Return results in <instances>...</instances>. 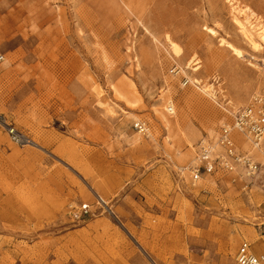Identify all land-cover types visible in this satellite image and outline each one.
<instances>
[{"label":"rangeland","instance_id":"374dc122","mask_svg":"<svg viewBox=\"0 0 264 264\" xmlns=\"http://www.w3.org/2000/svg\"><path fill=\"white\" fill-rule=\"evenodd\" d=\"M232 5L264 24V0H0V117L42 147L16 146L0 125V264H81L121 242L149 264H236L243 240L264 252V176L194 182L190 172L200 140L215 142L233 111L264 94V48L247 44ZM167 37L182 61L168 58ZM167 94L180 141L155 114ZM239 147L264 170L251 145ZM83 204L92 216L72 220Z\"/></svg>","mask_w":264,"mask_h":264},{"label":"built area","instance_id":"2783aa9c","mask_svg":"<svg viewBox=\"0 0 264 264\" xmlns=\"http://www.w3.org/2000/svg\"><path fill=\"white\" fill-rule=\"evenodd\" d=\"M5 61V55L0 52V64ZM171 74L182 75V70L177 66L171 69ZM183 85L190 81L182 76ZM173 108H168L172 114ZM232 121L221 126L217 142H211L203 138L198 144V152L195 163L190 172L194 182L205 176H216L217 174H237L250 180L264 176L263 165L256 161L253 155L243 152L238 144L236 135H240L254 149L262 148L264 144V94H254L247 104L231 113ZM0 125L4 128L10 141L19 147L32 145V140L21 132L5 118L0 117ZM138 134L149 137V127L144 122L134 124ZM264 188V186H263ZM96 207L103 214L115 216L114 211L102 197L97 196ZM92 216L88 206L81 205L79 208L72 207L69 217L75 221L85 220ZM236 264H264V252H256L251 243L243 240L235 255Z\"/></svg>","mask_w":264,"mask_h":264},{"label":"bare ground","instance_id":"6f19581e","mask_svg":"<svg viewBox=\"0 0 264 264\" xmlns=\"http://www.w3.org/2000/svg\"><path fill=\"white\" fill-rule=\"evenodd\" d=\"M231 12L233 14L234 23L240 29V32L242 33L247 44L252 48V50L254 52L261 51L264 48V24H262L261 22H258L257 19L255 21H253V19L251 18L252 14L247 13L246 10L241 9L240 7L232 5L231 6ZM206 30H208V32L212 36H214V37L217 36V32L214 29L206 28ZM166 43L168 46L167 47L168 48V50H167L168 58H171V59L173 58L176 62L182 61L185 57V53H184V50L182 49V47L179 46L176 42H174L170 37L166 38ZM221 46H226L227 48L231 49L232 52L239 59H245V55H244L243 51H241L240 49H237L236 47H234L229 42H227L225 40H221ZM192 61H194L193 58L187 63V66H186L187 69H190ZM199 70H200V67H196V68H192L191 71H192V73H197ZM194 84H198V81L195 80ZM133 85L134 84L129 85V86L133 87ZM113 90H114L115 94L117 95V97L119 99L125 101L127 103V105H135V103L139 102V99L137 100L135 94H133V93H128L127 91H123V90L121 91L120 89H118L116 87H114ZM204 92L206 94L211 95L210 91H208V90H206ZM166 104H169V107L173 108L170 94H167L164 97H162V99L159 101V104H158L159 108L155 109V114L158 116L159 122L161 123L162 127H164L168 131L169 137H172L174 141H180L181 135H180L179 125L175 122L174 117L168 116L165 113L164 108H165ZM169 107L167 106V109ZM171 112H172V114H174V108ZM210 132L212 135H214L213 129ZM236 139L238 140V144H240V146H244V148L250 150V148H251L250 144L247 141H245L243 137L236 135ZM216 142L217 141L215 140V143ZM30 143L32 144V145H30L31 147L33 146L34 148H40V149L42 148L39 145V143L36 141H32ZM253 152L256 153V155L259 158H264V149L263 148H259L257 150L253 148ZM82 192L85 193V191H82ZM88 192H90V194H93L92 191H90V190ZM263 192H264V190H263ZM258 203H259V206L264 205V197L263 196L258 197ZM257 239L258 238L255 237V240H257Z\"/></svg>","mask_w":264,"mask_h":264},{"label":"crops","instance_id":"0c3cea01","mask_svg":"<svg viewBox=\"0 0 264 264\" xmlns=\"http://www.w3.org/2000/svg\"><path fill=\"white\" fill-rule=\"evenodd\" d=\"M115 234L119 236L117 232ZM120 238L122 239V236ZM113 252L109 254L100 247L99 250L93 248L91 256H88L89 258H83L81 264H149L145 255L146 252L142 251L140 247H135L127 242H121L115 245ZM176 257L180 260L179 255H176ZM70 260L76 261L73 258H70Z\"/></svg>","mask_w":264,"mask_h":264},{"label":"water","instance_id":"95a60500","mask_svg":"<svg viewBox=\"0 0 264 264\" xmlns=\"http://www.w3.org/2000/svg\"><path fill=\"white\" fill-rule=\"evenodd\" d=\"M87 218H88V217H87ZM87 218H86V219H87Z\"/></svg>","mask_w":264,"mask_h":264}]
</instances>
